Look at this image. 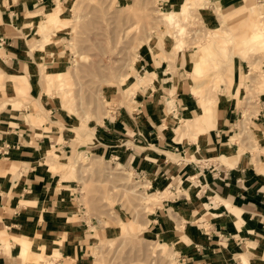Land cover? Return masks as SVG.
Here are the masks:
<instances>
[{
	"label": "crops",
	"instance_id": "1",
	"mask_svg": "<svg viewBox=\"0 0 264 264\" xmlns=\"http://www.w3.org/2000/svg\"><path fill=\"white\" fill-rule=\"evenodd\" d=\"M68 1L0 0V264H92L96 249L91 248L105 231V221H88L73 210L68 180L44 167L59 164L50 154L56 148L48 146L50 139L64 149L70 140L59 142L30 123L49 120L45 128L64 126L44 114L48 99L33 86L42 77L51 82V71L68 68L48 65L65 58L53 50L61 48L62 30L56 27L67 24ZM198 1L208 3L201 14L204 23L218 28L215 7L225 30L221 37L229 38L226 14L232 10L222 8L237 0ZM181 2L166 6L175 11ZM49 31L55 42L43 40L41 34ZM158 45L154 52L145 47L156 62L142 57V70L134 69L140 82L150 83L148 88L138 89L132 110L118 106L113 119L89 128L84 134L95 138L88 147L134 171L152 196H163L152 200L148 229L179 249L180 264H264V78L255 82L249 69L243 74L247 80L240 81L247 61L237 64L235 58L236 77L230 79L224 66L218 71L223 73L219 80L228 85L233 80L237 90L215 94L210 83L217 79L206 75L217 66L207 58L210 48ZM33 99L43 113L31 109ZM8 102L14 108L4 110ZM50 104L57 105L54 99Z\"/></svg>",
	"mask_w": 264,
	"mask_h": 264
},
{
	"label": "rangeland",
	"instance_id": "2",
	"mask_svg": "<svg viewBox=\"0 0 264 264\" xmlns=\"http://www.w3.org/2000/svg\"><path fill=\"white\" fill-rule=\"evenodd\" d=\"M172 1L174 0H69L63 15L69 18L67 24L63 28L62 23L56 27L57 32L62 30L61 48L53 50L54 53L61 51L65 58L57 59L58 64L46 61L52 67L64 65L68 68L51 71V82L42 77L41 82L33 86V89L38 88L36 94L43 91L42 94L48 99V110L44 111L34 99L31 109L37 112L43 110L44 114L53 115L64 126L56 125L55 128L48 129L45 127L50 125L49 120H33L30 121L32 127L43 135L52 134L59 142L64 143L67 138L70 140V148L64 149L58 148L50 139L48 146L56 147L50 154L55 156L56 163L59 164L52 166L47 162L44 167L61 179L68 180L69 186H72L73 210L82 213L88 221H105L102 222L105 230L103 235L98 237L91 248L92 251L96 249L92 264L181 263L179 249L168 244V241L161 240L148 229L154 199L146 201L141 196L144 191L152 196L147 191L148 184L139 180L134 171L118 166L116 162L101 155L102 158L94 155L95 152L88 146L95 136L84 134L91 132L89 128H96L113 119L115 114L111 113V108L122 106L132 110L131 103L133 96L138 95V89L148 88L150 83H142L135 77V70H142L139 58H150L156 62L154 55L147 52L145 47L154 52L155 43L165 47L169 42L172 47L182 50L174 46V43L183 42V49L200 50L199 45L210 48L207 58L217 66L216 71L210 68L206 75L212 74L217 79L210 83L215 94L237 90L233 80L229 85L228 82L220 81L223 73L218 71L219 66H224L229 69L225 73L230 79L236 77L233 63L235 58H238L237 64L240 59L248 63V66L245 63V72L241 73L240 81L247 80L243 74H247L249 69L253 70L255 82L264 78V23L255 13L258 11L264 16V7L257 0H237L230 8L221 6L222 11L232 10L230 16L226 14L227 24L232 30L229 38L227 35L221 37L225 30L215 7L212 12L219 19L218 28L204 23L201 14L208 3L198 0H181L180 6L175 8L177 13H185L180 18V24L186 30L180 35L175 27L163 19V16L172 11L166 6ZM233 7L236 8L231 9ZM59 11H64V8L61 7ZM250 21L253 22L249 24ZM169 29L173 31L171 36L165 34ZM51 33L41 34L45 42L56 41ZM256 34L257 38L253 39ZM160 53L157 50V54ZM166 58L164 56L162 61ZM148 68L153 69V66ZM172 70L173 73L177 72L175 65ZM59 72H65V75L58 78L56 74ZM131 75L133 79L129 83ZM0 77H4L3 74ZM215 84L219 88L223 84L227 89L218 91L213 86ZM246 89L250 92L249 86ZM209 90L212 88L209 87ZM25 92L19 91V94L24 95ZM45 96H42L43 101ZM53 99L57 105L50 104ZM1 107L4 110L14 108L9 102Z\"/></svg>",
	"mask_w": 264,
	"mask_h": 264
},
{
	"label": "bare ground",
	"instance_id": "3",
	"mask_svg": "<svg viewBox=\"0 0 264 264\" xmlns=\"http://www.w3.org/2000/svg\"><path fill=\"white\" fill-rule=\"evenodd\" d=\"M187 1L188 0H186L185 2H187ZM256 5H258V4H256ZM258 6H260V5H258ZM184 15H185L184 12H178L177 13L176 11H171L169 13V15L163 16V19H164V21L167 24H169L170 26L175 27L178 30V33L180 35H183V33L185 32L186 29H185V26H181L180 18L182 16H184ZM260 20H261V22L264 23V19H260ZM183 46H184L183 42H179L178 45H177V47H179L180 49H183ZM141 196L143 197V200H146V201H148V200H150L152 198L153 199H157V198L163 197V196H160V195L151 196V195H148L145 191L141 193Z\"/></svg>",
	"mask_w": 264,
	"mask_h": 264
},
{
	"label": "built area",
	"instance_id": "4",
	"mask_svg": "<svg viewBox=\"0 0 264 264\" xmlns=\"http://www.w3.org/2000/svg\"><path fill=\"white\" fill-rule=\"evenodd\" d=\"M257 2L264 7V0H257ZM3 42V38H0V44ZM111 113L116 114L118 107L117 108H111Z\"/></svg>",
	"mask_w": 264,
	"mask_h": 264
}]
</instances>
